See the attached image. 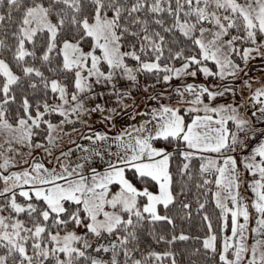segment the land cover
<instances>
[{"label":"snow or ice","instance_id":"6c2138e0","mask_svg":"<svg viewBox=\"0 0 264 264\" xmlns=\"http://www.w3.org/2000/svg\"><path fill=\"white\" fill-rule=\"evenodd\" d=\"M0 264H264V0H0Z\"/></svg>","mask_w":264,"mask_h":264},{"label":"rangeland","instance_id":"374dc122","mask_svg":"<svg viewBox=\"0 0 264 264\" xmlns=\"http://www.w3.org/2000/svg\"><path fill=\"white\" fill-rule=\"evenodd\" d=\"M253 71H255V68H254V70ZM225 99H228V97L226 96L225 97ZM125 119H128V118H125ZM137 119H139V117L137 118ZM120 123H121V125H123V121H120ZM112 131L114 132L115 131V129H112ZM47 162V161H46ZM246 194H248V195H250V193L249 192H247V190H246Z\"/></svg>","mask_w":264,"mask_h":264}]
</instances>
